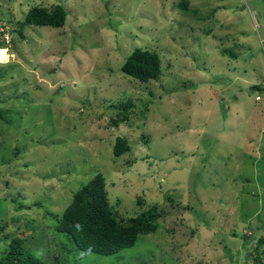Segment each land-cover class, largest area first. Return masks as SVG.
<instances>
[{
    "label": "rangeland",
    "instance_id": "obj_1",
    "mask_svg": "<svg viewBox=\"0 0 264 264\" xmlns=\"http://www.w3.org/2000/svg\"><path fill=\"white\" fill-rule=\"evenodd\" d=\"M55 5L63 27L23 24ZM263 42L264 0H0V259L17 237L50 264H254ZM137 48L159 55L158 80L122 72ZM97 173L117 220L157 206L158 229L114 255L67 252L53 216Z\"/></svg>",
    "mask_w": 264,
    "mask_h": 264
},
{
    "label": "trees",
    "instance_id": "obj_2",
    "mask_svg": "<svg viewBox=\"0 0 264 264\" xmlns=\"http://www.w3.org/2000/svg\"><path fill=\"white\" fill-rule=\"evenodd\" d=\"M66 11L61 5H55L48 10L44 7L30 8L24 17V25L36 27H51L59 29L64 26ZM264 50V42L262 44ZM122 72L132 79L148 83L158 80L162 73L161 59L154 51L134 49L126 58ZM251 90L263 91L264 87L256 84ZM259 100L261 98L256 96ZM255 97V98H256ZM128 106L121 108L127 111ZM2 117V115L0 114ZM120 116L121 121L127 120V115ZM117 126V122L113 121ZM130 151V145L124 137H116L113 155L120 157ZM53 216V215H52ZM157 206H152L140 212L137 216L125 221L117 220L109 205L105 180L101 173L93 175L87 183L82 185L72 197L70 204L60 216H53L56 220V231L68 239L64 250L71 249L81 255L94 253L101 256L117 254L132 247L139 236L156 232L161 218ZM264 246V238L258 239L255 245L254 264H263L262 255L258 249ZM70 247V248H68ZM0 264H50L43 261L29 249L25 248L23 240L14 237L9 248L0 259ZM72 264H78L72 261Z\"/></svg>",
    "mask_w": 264,
    "mask_h": 264
},
{
    "label": "built area",
    "instance_id": "obj_3",
    "mask_svg": "<svg viewBox=\"0 0 264 264\" xmlns=\"http://www.w3.org/2000/svg\"><path fill=\"white\" fill-rule=\"evenodd\" d=\"M255 99H256V100H259V98H258V97H256Z\"/></svg>",
    "mask_w": 264,
    "mask_h": 264
}]
</instances>
